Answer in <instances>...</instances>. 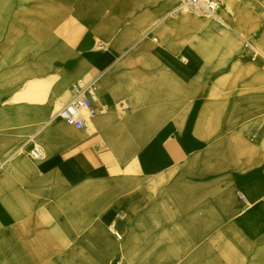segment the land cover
I'll use <instances>...</instances> for the list:
<instances>
[{
	"label": "crops",
	"instance_id": "obj_1",
	"mask_svg": "<svg viewBox=\"0 0 264 264\" xmlns=\"http://www.w3.org/2000/svg\"><path fill=\"white\" fill-rule=\"evenodd\" d=\"M181 3L0 0V264H264V0Z\"/></svg>",
	"mask_w": 264,
	"mask_h": 264
},
{
	"label": "built area",
	"instance_id": "obj_2",
	"mask_svg": "<svg viewBox=\"0 0 264 264\" xmlns=\"http://www.w3.org/2000/svg\"><path fill=\"white\" fill-rule=\"evenodd\" d=\"M186 2L201 9H213L216 4L215 0H186ZM72 92V97L58 109L55 116L76 129H83L85 117H91L96 113L94 103L98 100V95L92 83L74 84ZM30 153L34 157L42 155L41 150L35 146L30 149Z\"/></svg>",
	"mask_w": 264,
	"mask_h": 264
},
{
	"label": "bare ground",
	"instance_id": "obj_3",
	"mask_svg": "<svg viewBox=\"0 0 264 264\" xmlns=\"http://www.w3.org/2000/svg\"><path fill=\"white\" fill-rule=\"evenodd\" d=\"M232 7H234V5ZM181 8L182 9L187 8V10H183L181 14L173 18L171 20V26L177 30H180V32H184L186 34L185 44H186L187 50H191L195 48H198V49L202 48V45L208 42L207 41L208 37H201L196 34L200 30H203L204 28H206L210 20H203V18L199 19L198 16L202 14L190 12L188 5L181 4ZM215 8L218 9L217 3L215 4L213 9H205L206 15H208L205 17H208V18L215 17V18L220 19L222 15L221 16L218 15L217 10H215ZM198 9H201V8H198Z\"/></svg>",
	"mask_w": 264,
	"mask_h": 264
},
{
	"label": "rangeland",
	"instance_id": "obj_4",
	"mask_svg": "<svg viewBox=\"0 0 264 264\" xmlns=\"http://www.w3.org/2000/svg\"><path fill=\"white\" fill-rule=\"evenodd\" d=\"M180 1L182 2L181 4L188 5L190 12H192V13H200L202 15L208 16V15H206V10L205 9H198L197 7L187 3L186 0H180ZM215 1L217 3V8H218L219 7V3H218L219 0H215ZM180 7H181V5H180ZM183 10H187V8H184ZM215 10H218V9L215 8ZM245 38L248 39L249 41H251L252 44H254V46L256 47L255 50H251L252 56L256 55V57L258 59L261 58L264 61V39H263L262 42H256L255 41L256 42L255 43L254 40L252 39V37L245 36Z\"/></svg>",
	"mask_w": 264,
	"mask_h": 264
}]
</instances>
